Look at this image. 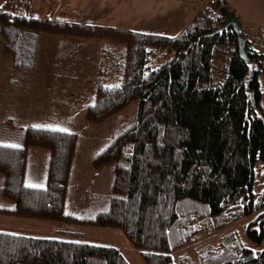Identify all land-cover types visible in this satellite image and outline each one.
Returning a JSON list of instances; mask_svg holds the SVG:
<instances>
[{"label": "trees", "instance_id": "trees-1", "mask_svg": "<svg viewBox=\"0 0 264 264\" xmlns=\"http://www.w3.org/2000/svg\"><path fill=\"white\" fill-rule=\"evenodd\" d=\"M228 3L209 0L175 37L31 17V0L0 3L2 51L12 60L8 86L17 91L24 70L36 71L41 35L58 36L68 69L54 63L60 68L50 101H68L70 114L85 103L91 123L116 119L91 163L112 167V185L86 197L92 205L80 206L84 218L66 212L79 162L76 132L28 125L24 145L0 143V213L49 220L62 233L0 230V264H130L120 248L66 229L75 222L120 230L147 264H264V54L252 46V39L264 43V25L221 29ZM241 37L249 61L240 54ZM33 83L34 76L27 90ZM133 101L137 113L125 123L121 113ZM31 147L50 151L43 187L26 186ZM217 232L215 244L203 246V236ZM193 242L197 254H175Z\"/></svg>", "mask_w": 264, "mask_h": 264}, {"label": "rangeland", "instance_id": "rangeland-1", "mask_svg": "<svg viewBox=\"0 0 264 264\" xmlns=\"http://www.w3.org/2000/svg\"><path fill=\"white\" fill-rule=\"evenodd\" d=\"M3 1L4 0H0V3ZM208 1L209 0H31L29 15L31 17L42 15L45 16V18L53 16L57 21L80 22L81 24L88 21L91 24L107 22V24L110 23L111 26L117 25V28L120 29H132L138 32L159 34L164 33V35L167 34L169 36L176 35L180 29L186 28L206 6ZM228 6L235 14L233 9H231L230 3H228ZM235 17L238 19L236 14ZM59 40L58 36L51 34L41 35L36 49V55L38 57L37 69L36 71H32V67H30L24 70V73L21 74V84L17 85V91H13V89L8 86L11 71L10 63L12 60L10 56L8 57L6 55L7 53L4 50L2 51L3 38L0 33V143L24 145L25 129L28 125L57 127L54 126L56 123H54L53 120L59 115L58 112L61 107H56L54 105L61 103L57 101L51 102L48 94L53 81H57L58 78L55 68H60V62L62 61L68 69V64L66 63L68 58L64 51V44H61ZM252 46L259 53L264 54V43L256 42L252 39ZM170 57L172 56L169 55L156 59L150 69L156 68ZM260 60H262L261 63L264 67V56H262ZM91 62L93 61L89 56L84 59L85 65H91ZM54 63L60 64L56 66ZM94 71H98V69ZM80 72L83 71L80 70ZM33 76V86L27 90V83L32 80ZM78 80L79 83L83 79L79 78ZM259 80L264 89V69L259 74ZM21 88H26V91H20ZM66 103L68 105V101ZM63 104L64 101L61 105ZM63 110L64 109H62V111ZM79 110V116L73 123H68L67 125V123L64 122L61 127H67L69 129L68 131L76 132L79 135L77 145L79 162L74 167L76 179H70V182L73 183L72 185L74 186L71 184L68 186L66 212L76 217L84 218L86 214L81 211L80 206L92 205L85 203L88 200L86 197L95 193L98 195L103 193L106 194L112 185L114 174L112 167L100 170L93 167L91 163L96 154L101 151L112 138L116 129V119L112 117L100 124L91 123L86 119L85 115H81L82 110L85 109L80 106ZM137 110L138 103L137 101H133L121 113L123 117H128L127 120L124 118L123 121L129 123L137 113ZM125 125L127 124H124V126ZM49 159L50 151L48 149L40 147L29 148L26 168V181L28 183L35 185L46 183ZM2 179L3 176L0 174V183H2ZM240 222L241 221L228 226L225 229L229 231L235 229L234 227H237V225L240 227L242 225ZM64 225H66V223H64ZM55 226L56 223L49 220L26 219L12 214L0 213V230L2 231L43 237L61 235V232L55 231ZM66 229L77 231L75 235H79L83 241L120 248L130 264H147L140 252L130 243L129 239L116 228L75 222L73 224H68ZM219 233L220 232L203 236L200 242H203V246L215 244L213 242L217 241L220 236ZM72 237L73 236H68V238ZM196 244L195 242L190 243L177 250L175 254L177 256L185 254L193 256L197 254L195 250L198 248V245ZM177 264H179V262H177Z\"/></svg>", "mask_w": 264, "mask_h": 264}, {"label": "crops", "instance_id": "crops-1", "mask_svg": "<svg viewBox=\"0 0 264 264\" xmlns=\"http://www.w3.org/2000/svg\"><path fill=\"white\" fill-rule=\"evenodd\" d=\"M229 3H230V6H231V9H233L235 14L238 16V20H239V22H241L242 27L243 26H247L249 24H261V25H264V0H229ZM39 17L45 18V16H42V15L39 16ZM49 18L56 19L53 16H51ZM78 23H80V22H78ZM84 24H86V25H97V26H103V27H114V28L118 27L117 25H112L111 26L110 23L107 24V22L91 24L88 21V22H85ZM184 28L180 29V31L177 34H179ZM129 30H132V29H129ZM133 31H135V30H133ZM148 33H150V32H148ZM176 35H169V36L174 37ZM54 106L61 107L59 112H58L59 115H57L56 118L53 120V122L56 123L54 125V126H57L56 129H67L66 132H73V131H68L69 129L67 127H61V126H63L64 122H66L67 125H68V123H73L77 119V117L79 116V113H80L79 112L80 111L79 110L80 106H82V108L85 109V110H82L81 115H83V116L85 115L86 116L85 103H82V104L78 105L76 107V109H75V112H73L72 114H70V111H68V108L66 107L65 104H63V105L56 104ZM62 109H64V110L62 111ZM49 162H50V159H49ZM41 185H45V184H41Z\"/></svg>", "mask_w": 264, "mask_h": 264}, {"label": "water", "instance_id": "water-1", "mask_svg": "<svg viewBox=\"0 0 264 264\" xmlns=\"http://www.w3.org/2000/svg\"><path fill=\"white\" fill-rule=\"evenodd\" d=\"M221 14L223 17V21L221 23V29L233 27L236 31H240V23L238 19L235 17V14L228 8V7H222L221 8ZM240 42V54L241 56L246 60L249 61V58L246 54V38L241 37L239 39Z\"/></svg>", "mask_w": 264, "mask_h": 264}, {"label": "snow or ice", "instance_id": "snow-or-ice-1", "mask_svg": "<svg viewBox=\"0 0 264 264\" xmlns=\"http://www.w3.org/2000/svg\"><path fill=\"white\" fill-rule=\"evenodd\" d=\"M33 127H41V126L35 125ZM59 131H67V129H59ZM4 146H6V147H12V148H19L20 147V145H15V144H13V145H4ZM26 186L27 187H33V188H35V187H43V185H35V184H30V183L27 184Z\"/></svg>", "mask_w": 264, "mask_h": 264}]
</instances>
